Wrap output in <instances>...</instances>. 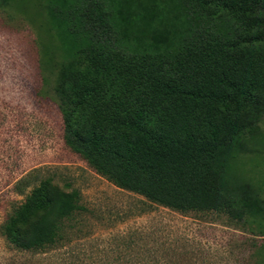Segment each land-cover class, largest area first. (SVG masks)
Masks as SVG:
<instances>
[{
  "label": "trees",
  "instance_id": "16d2710c",
  "mask_svg": "<svg viewBox=\"0 0 264 264\" xmlns=\"http://www.w3.org/2000/svg\"><path fill=\"white\" fill-rule=\"evenodd\" d=\"M0 9L37 30L63 140L98 175L182 214L249 219L264 238V186L239 168L264 151V0H0ZM16 190L25 198L0 236L32 256L61 249L79 191L36 171ZM257 251L264 264V241Z\"/></svg>",
  "mask_w": 264,
  "mask_h": 264
},
{
  "label": "rangeland",
  "instance_id": "374dc122",
  "mask_svg": "<svg viewBox=\"0 0 264 264\" xmlns=\"http://www.w3.org/2000/svg\"><path fill=\"white\" fill-rule=\"evenodd\" d=\"M37 39L23 14L0 9V225L25 198L17 181L34 171L77 189L82 210L66 223L73 228L59 250L32 256L0 236V264H257L264 238L249 219L150 203L114 186L66 146L61 114L44 94ZM239 166L246 181L264 186V151L242 156Z\"/></svg>",
  "mask_w": 264,
  "mask_h": 264
}]
</instances>
